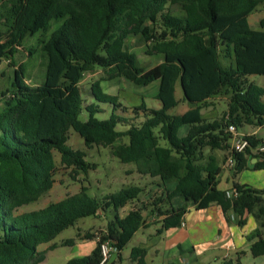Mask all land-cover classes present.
I'll use <instances>...</instances> for the list:
<instances>
[{
    "label": "trees",
    "instance_id": "trees-1",
    "mask_svg": "<svg viewBox=\"0 0 264 264\" xmlns=\"http://www.w3.org/2000/svg\"><path fill=\"white\" fill-rule=\"evenodd\" d=\"M167 4L177 6L178 12L169 11ZM259 6L264 0H0V61L13 67L8 86L0 89V264H41L46 250H39L40 244L82 217L111 209L113 216L90 252L64 263L98 264L102 241L111 242L120 256L145 224L140 207L118 215L119 208L142 192L137 185L101 198L89 195L82 186L75 198L19 211L52 188L59 171L53 151L59 154L60 165L75 173H87L95 166L83 150L67 144L69 129L85 146L108 147L120 162L134 163L140 175L157 178L163 185L175 182L164 198L159 195L149 204V213L162 216L156 232L179 226L188 205L201 209L216 203L226 217L232 212L239 225L245 223V213L253 215L257 227L252 237L257 238L250 252L264 253V237L258 234L264 227V187L234 182L238 193L228 196L217 187L221 167L216 157L204 153L208 148L226 151V157L233 154L234 176L249 163L252 169H264V150L257 149L264 138L244 134L248 146L234 152L226 130L229 123L238 131L244 123L264 126V86L249 79L264 77V17L258 28L248 21ZM40 30L44 77L30 84L14 56L26 37ZM133 36L145 45V54L159 55L161 61L143 66L135 52L125 48L126 39ZM96 67L106 75L90 83L85 104L80 81ZM115 77L135 86L158 81L154 98L159 106L148 107L143 101L129 108L122 105L101 86ZM177 82L181 98L175 96ZM221 92L228 94L226 111L219 118L206 119L201 109ZM179 102L189 107L169 113ZM100 104L110 106L106 118L96 116L103 112ZM82 111L85 120L80 119ZM118 125L124 128L117 129ZM183 126L187 130L180 135ZM175 196L184 205L172 206ZM94 236L86 233L83 238ZM144 253L145 249L132 246L129 254L143 258ZM219 264L240 261L228 258Z\"/></svg>",
    "mask_w": 264,
    "mask_h": 264
},
{
    "label": "rangeland",
    "instance_id": "rangeland-1",
    "mask_svg": "<svg viewBox=\"0 0 264 264\" xmlns=\"http://www.w3.org/2000/svg\"><path fill=\"white\" fill-rule=\"evenodd\" d=\"M166 8L172 13H177L178 8L175 5L167 4ZM264 17V6H259L253 10L248 16V21L251 27L258 28L260 18ZM52 21L51 29L54 27ZM51 29L46 34L49 35ZM43 32L40 30L32 36L26 37L23 43V47L15 54L14 60L16 66H23L25 70L26 81L30 84H37L44 77V60L41 51L38 47L39 38H41ZM125 48L129 51L135 52L139 62L147 67L160 61L161 56L159 55H148L145 54V45L138 39L137 36L129 37L126 39ZM29 50H33L32 54H29ZM224 61L223 58H221ZM105 73L100 67H96L92 71L84 73L81 90L84 103L89 102V85L96 79L105 77ZM13 76V67L7 64L6 60L0 61V89L8 86L10 79ZM250 80L255 83L264 86V77L261 75H250ZM102 87L111 95L116 96V100L126 107H131L127 104V99L131 96V90H139L145 104L148 107H158L159 102L151 94V90L155 91L156 82L150 83L148 86H135L129 80L122 77H115L113 79H108L102 81ZM133 95V94H132ZM175 96L181 98L182 91L179 82L176 83ZM135 98V97H134ZM141 98L138 97V100ZM264 100V96H263ZM211 104L209 106L203 107L201 109L203 116L212 120L219 118L227 109L228 94L223 92L215 95L210 99ZM102 105L100 108L103 112L96 114L98 118H106L110 113V106L106 104ZM188 105L185 102H179L174 108L170 109L169 113H182L187 109ZM129 114V112H127ZM86 112L82 111L80 114V119H86ZM124 127L118 125L117 129H123ZM239 132L244 134H256L264 138V126H256L250 124H242L239 128ZM67 144L73 149H81L85 152V159L89 162L95 163V166L88 170L87 173H75L71 171V168L64 167L59 163V154L53 151L54 162L59 168V171L55 174V182L51 189L44 192L36 201L26 204L19 208V211H29L41 208L50 202L58 201L65 197L75 198L82 193V186L86 187L85 192L89 195L101 198L102 196L116 192L122 187H128L131 185H137L142 187V192L138 195V202L144 195L148 194L149 187L152 181H146V179L141 176L135 169L134 163H123L120 162L116 157L110 153V149L104 146L92 145L90 147L85 146L83 139L79 136L77 132L73 129L68 131ZM217 156L218 162L222 164L226 158V151L222 153L219 150L213 151ZM244 172L243 170L241 171ZM239 172L237 175H239ZM249 172H247L248 174ZM71 174H73L71 176ZM245 176V173L243 174ZM144 190V191H143ZM157 195L154 191L147 201L150 204ZM175 200H182L181 197L176 196ZM145 201H142V206H144ZM136 207V206H134ZM141 208V207H140ZM149 210V208H147ZM107 212V211H106ZM97 213L95 215L86 216L78 219L76 223L66 229L59 232L51 241L42 243L38 246L39 250H46L45 259L41 264H64L69 258L78 257L90 252L95 241L101 237L103 234L107 222L112 217V211L109 210L107 213ZM144 215L146 216L147 213ZM86 233H93L95 236L90 239L83 238ZM139 235V234H138ZM73 239L72 244L69 240ZM137 242V238L133 237L122 250L123 255H128L130 248ZM50 245H54L53 249ZM83 254H80V253Z\"/></svg>",
    "mask_w": 264,
    "mask_h": 264
},
{
    "label": "crops",
    "instance_id": "crops-1",
    "mask_svg": "<svg viewBox=\"0 0 264 264\" xmlns=\"http://www.w3.org/2000/svg\"><path fill=\"white\" fill-rule=\"evenodd\" d=\"M81 82L80 85H82ZM154 82H156V89L155 91L151 90L153 96L156 94L158 88V81ZM102 88L106 92L104 87ZM131 91V96L126 98L129 106L139 105L142 101L145 103L139 90L135 88ZM138 97L141 99L138 100ZM187 105L189 107V103ZM186 130L187 127L183 126L179 131L180 135L185 134ZM213 151H210L208 148L204 149L206 155L211 153L217 159ZM219 151L223 152V150ZM254 161L255 159L252 158L251 162ZM217 163L221 167L217 183L219 189H230L234 182L247 184L255 188L264 187V169H252L249 163V167L244 169L243 173L241 172L239 175L234 176L232 170L224 167L218 160ZM247 172L249 173L247 174ZM244 173L245 176L243 175ZM143 177L146 181H152L148 189L149 193L144 195L137 203L134 200L126 203L118 209V215L123 217L134 206L141 207L143 212L146 210L145 224L130 239L132 240L133 237L137 238V242L133 246L145 249L144 256L143 258H132L130 254L123 255L122 250L120 256L117 253L111 252L106 261L107 264H219L221 260L228 258L238 259L240 264H264V253L253 255L250 252V246L257 238L252 237L257 223L251 213H245V223L239 225L232 212L229 213V217H226L220 206L216 203H211L206 208L201 209L188 205L182 224L162 230L160 233L156 232L157 228L161 225L160 222L156 221H159L162 216L149 213L147 209L149 208V201L147 200L154 191L157 195H161L164 198L165 192L172 190L175 182L170 181L163 185L159 183L157 178ZM175 199L172 197L170 200L172 206L179 207L184 205L183 199ZM142 201H145L144 206H142ZM166 206L167 204H163L164 208ZM109 210L111 209L106 211L108 212ZM106 211H100L98 214L105 213ZM258 234L264 237V227L259 228ZM248 236L252 238L250 239ZM93 241L96 242L95 239ZM94 245L95 243L93 247ZM80 254L83 253L81 252Z\"/></svg>",
    "mask_w": 264,
    "mask_h": 264
},
{
    "label": "built area",
    "instance_id": "built-area-1",
    "mask_svg": "<svg viewBox=\"0 0 264 264\" xmlns=\"http://www.w3.org/2000/svg\"><path fill=\"white\" fill-rule=\"evenodd\" d=\"M226 130L230 132L231 134V139H230V144H231V150L234 152H241L248 146V140L245 138L244 133L239 132L236 130L235 126L232 123H229L226 127ZM258 151H263L264 150V143L258 146ZM235 157L233 154H228L223 166L226 168L231 169L234 164H235ZM226 193L228 196H236L238 193L237 189L235 187H231L230 189L226 190ZM182 224V223H181ZM115 251V247L112 245L111 242L108 240H104L100 243V252H101V260L98 264H104L111 252Z\"/></svg>",
    "mask_w": 264,
    "mask_h": 264
}]
</instances>
